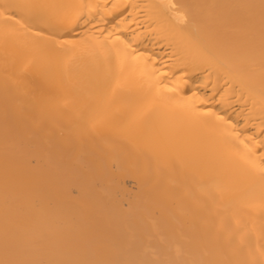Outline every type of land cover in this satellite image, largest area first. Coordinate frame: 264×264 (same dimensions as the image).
Listing matches in <instances>:
<instances>
[{
	"label": "bare ground",
	"instance_id": "bare-ground-1",
	"mask_svg": "<svg viewBox=\"0 0 264 264\" xmlns=\"http://www.w3.org/2000/svg\"><path fill=\"white\" fill-rule=\"evenodd\" d=\"M0 264H264V0H0Z\"/></svg>",
	"mask_w": 264,
	"mask_h": 264
}]
</instances>
